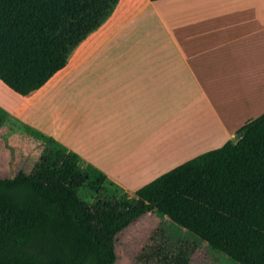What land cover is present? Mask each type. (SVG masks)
<instances>
[{
	"label": "crops",
	"instance_id": "0c3cea01",
	"mask_svg": "<svg viewBox=\"0 0 264 264\" xmlns=\"http://www.w3.org/2000/svg\"><path fill=\"white\" fill-rule=\"evenodd\" d=\"M0 86L1 153L28 126L136 191L264 113V0H120L37 92Z\"/></svg>",
	"mask_w": 264,
	"mask_h": 264
},
{
	"label": "trees",
	"instance_id": "16d2710c",
	"mask_svg": "<svg viewBox=\"0 0 264 264\" xmlns=\"http://www.w3.org/2000/svg\"><path fill=\"white\" fill-rule=\"evenodd\" d=\"M120 0H0V80L30 96L69 62ZM0 106V129L9 120ZM239 143L202 153L136 191L34 128L31 174L0 177V264H117V236L150 212L238 264H264V113ZM134 264H188L197 246L163 228Z\"/></svg>",
	"mask_w": 264,
	"mask_h": 264
},
{
	"label": "rangeland",
	"instance_id": "374dc122",
	"mask_svg": "<svg viewBox=\"0 0 264 264\" xmlns=\"http://www.w3.org/2000/svg\"><path fill=\"white\" fill-rule=\"evenodd\" d=\"M0 90L2 93H6L4 87L0 86ZM9 128L12 129L11 126ZM24 130L26 132H23ZM22 134H26V138H28L29 131L26 127L22 129ZM25 145L27 148L25 153L23 154L22 152L20 156L12 159L9 152L1 153L0 143V177H13L18 171H24L27 174L32 173L40 159L41 150L35 148L34 144L29 141ZM110 186L111 190L118 194H122L125 191L115 183L110 184ZM162 222L164 223L163 228L166 236L171 242L178 243L185 240L197 245L192 251L188 264H238L226 255L213 251L206 242L191 236L186 230L172 223L168 217L161 216L157 212L146 214L117 236V264H134L145 246L158 244L155 240L152 241L151 238Z\"/></svg>",
	"mask_w": 264,
	"mask_h": 264
},
{
	"label": "water",
	"instance_id": "95a60500",
	"mask_svg": "<svg viewBox=\"0 0 264 264\" xmlns=\"http://www.w3.org/2000/svg\"><path fill=\"white\" fill-rule=\"evenodd\" d=\"M247 132L246 129L240 131V132H237L233 138H232V141H234L235 143H239L240 140L244 137L245 133Z\"/></svg>",
	"mask_w": 264,
	"mask_h": 264
}]
</instances>
